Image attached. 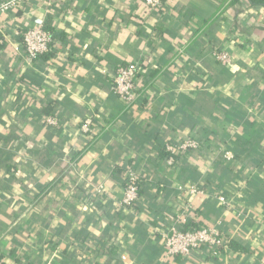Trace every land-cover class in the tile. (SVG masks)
Listing matches in <instances>:
<instances>
[{"label":"crops","instance_id":"0c3cea01","mask_svg":"<svg viewBox=\"0 0 264 264\" xmlns=\"http://www.w3.org/2000/svg\"><path fill=\"white\" fill-rule=\"evenodd\" d=\"M38 24L53 33L51 57L29 63L22 33ZM0 40V264H264L263 8L32 0L0 17ZM136 62L147 70L127 106L113 80ZM191 137L200 150L167 166L166 146ZM128 167L141 208L121 206ZM189 205L192 220L230 238L218 257L166 253Z\"/></svg>","mask_w":264,"mask_h":264},{"label":"built area","instance_id":"2783aa9c","mask_svg":"<svg viewBox=\"0 0 264 264\" xmlns=\"http://www.w3.org/2000/svg\"><path fill=\"white\" fill-rule=\"evenodd\" d=\"M32 0H6L0 4V17L11 13V11L20 4L30 3ZM145 7L153 12L158 13L163 9L165 0H142ZM0 43L2 41L0 40ZM54 43V36L48 31L43 24L34 25L22 33V45L25 50L26 59L32 63L37 56L48 53ZM214 57L223 65L232 63L231 55L226 52H215ZM143 73L141 63H132L118 69L112 85V91L115 95L123 100L127 106H133L141 96L140 74ZM50 123L56 125L55 119H51ZM93 125L91 118L84 121L82 130L85 133L90 132ZM200 144L195 139L188 138L178 143H169L166 146L165 162L169 167H176L178 158L198 152ZM224 159L231 162L235 159L232 152H225ZM125 194L121 206L129 207L137 203L140 199L141 179L128 167L125 171ZM179 191L184 192L185 189L179 187ZM191 195H198L202 192L197 188L189 189ZM220 202L227 204L225 197H220ZM192 220V206L184 207L179 210L176 216V223L179 227L172 228V234L165 236L164 247L169 256L190 258L192 255L204 248H209L215 257H218L220 251L227 249L230 244V238L223 233L218 226H205L195 228L188 225Z\"/></svg>","mask_w":264,"mask_h":264},{"label":"trees","instance_id":"16d2710c","mask_svg":"<svg viewBox=\"0 0 264 264\" xmlns=\"http://www.w3.org/2000/svg\"><path fill=\"white\" fill-rule=\"evenodd\" d=\"M238 1V0H237ZM249 3L251 6L253 7H258V8H263L264 9V0H249ZM48 31H51L50 28L47 29ZM51 50L48 52V53H45V54H42V55H39L37 56V58L34 59L33 62L35 63H39L40 61H46V59H49L51 56H50V53ZM215 52H222V50H216ZM214 52V53H215ZM143 70L146 72V70L143 68ZM155 73L156 71H154V73L151 74V76H155ZM214 74V73H213ZM216 75H219V74H216ZM211 106L212 104H208V103H201V104H198L197 105V108H196V112L199 114H209L210 113V109H211ZM162 156L163 158L165 159L166 157H168V153H166V151H163L162 152ZM130 208H141V205L137 203H134L132 204L131 206H129ZM188 225L189 226H192V227H195V228H202V227H205L204 226H201L200 223H196L194 220H190V222H188ZM110 247V246H109Z\"/></svg>","mask_w":264,"mask_h":264}]
</instances>
